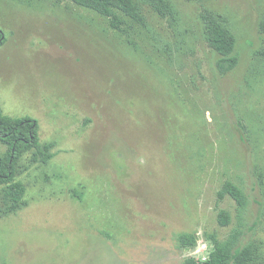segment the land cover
Listing matches in <instances>:
<instances>
[{"label": "rangeland", "instance_id": "rangeland-1", "mask_svg": "<svg viewBox=\"0 0 264 264\" xmlns=\"http://www.w3.org/2000/svg\"><path fill=\"white\" fill-rule=\"evenodd\" d=\"M166 1L135 0L142 18L114 28L72 0H0L1 108L35 119L53 155L22 154L20 204L0 186V264L204 261L208 235L240 224L228 182L249 202L239 250L264 264V0ZM212 20L236 39L229 72Z\"/></svg>", "mask_w": 264, "mask_h": 264}, {"label": "trees", "instance_id": "trees-1", "mask_svg": "<svg viewBox=\"0 0 264 264\" xmlns=\"http://www.w3.org/2000/svg\"><path fill=\"white\" fill-rule=\"evenodd\" d=\"M77 6L96 11L97 13L112 18V26L119 28L121 21L119 13L132 19H141L139 7L135 0H72ZM157 9L165 14L172 10L166 0H150ZM208 41L211 48L219 55L218 65L224 72H229L237 67L239 56L236 51V39L234 35L221 23L212 20L207 27ZM6 43L5 33L0 29V48ZM0 141L7 145V152L0 154V186H7V195L14 204L22 202L26 188L15 181V165L24 152L34 150L37 159L47 162L53 155L47 154V149L40 142L38 122L30 117L14 118L3 113L0 105ZM230 196L238 205L239 226L225 239L220 240L215 235H208L213 244V251L208 259L202 261L195 258L186 259L184 264H249L251 251L248 248L239 250L244 236V216L248 209V199L244 191L237 185L228 182L225 184L221 197ZM218 221L223 227L232 223V217L228 211H221ZM184 249L194 248L197 237L192 234H184L179 238Z\"/></svg>", "mask_w": 264, "mask_h": 264}]
</instances>
